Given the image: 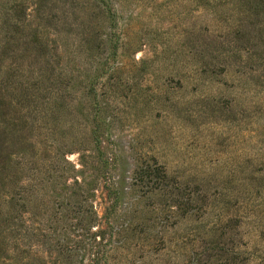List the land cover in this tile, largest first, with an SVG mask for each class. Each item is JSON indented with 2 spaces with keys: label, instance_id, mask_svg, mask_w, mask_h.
Returning <instances> with one entry per match:
<instances>
[{
  "label": "rangeland",
  "instance_id": "1",
  "mask_svg": "<svg viewBox=\"0 0 264 264\" xmlns=\"http://www.w3.org/2000/svg\"><path fill=\"white\" fill-rule=\"evenodd\" d=\"M0 264H264V0H0Z\"/></svg>",
  "mask_w": 264,
  "mask_h": 264
},
{
  "label": "trees",
  "instance_id": "2",
  "mask_svg": "<svg viewBox=\"0 0 264 264\" xmlns=\"http://www.w3.org/2000/svg\"><path fill=\"white\" fill-rule=\"evenodd\" d=\"M157 174V173H156ZM158 176V175H157Z\"/></svg>",
  "mask_w": 264,
  "mask_h": 264
}]
</instances>
